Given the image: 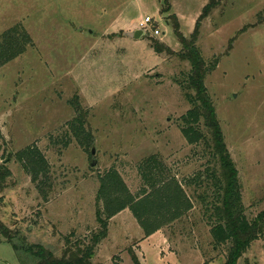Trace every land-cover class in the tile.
<instances>
[{
  "label": "rangeland",
  "instance_id": "obj_1",
  "mask_svg": "<svg viewBox=\"0 0 264 264\" xmlns=\"http://www.w3.org/2000/svg\"><path fill=\"white\" fill-rule=\"evenodd\" d=\"M147 16L161 33L134 38ZM198 20L196 45L216 66L205 83L239 171L243 207L250 219L264 210V0H0V36L21 26L30 38L26 51L0 68V163L11 173L0 218L19 230L15 242L61 255L66 238L91 239L101 229L98 176L115 165L136 193L139 165L155 155L183 183L193 208L151 237L123 210L108 219L95 263L135 264L134 256L141 264L225 263L226 246H215L206 211L215 188L194 189L197 178L210 180L214 158L181 126L191 104L180 80L191 64L177 55L184 46L173 23L190 37ZM153 38L174 53L157 52ZM87 134L94 142L83 146ZM30 145L51 164L47 199L18 157ZM27 258L0 243V264ZM238 264H264V226Z\"/></svg>",
  "mask_w": 264,
  "mask_h": 264
},
{
  "label": "trees",
  "instance_id": "obj_2",
  "mask_svg": "<svg viewBox=\"0 0 264 264\" xmlns=\"http://www.w3.org/2000/svg\"><path fill=\"white\" fill-rule=\"evenodd\" d=\"M169 7L168 5L163 12L169 10ZM208 8H205L203 16L209 11ZM199 22L198 20L196 29L190 37L180 31L177 21L173 23L175 34L184 46L177 55L191 64L189 73L187 75L184 73L180 80L185 89V97L191 104L187 114L181 117V126L191 143L204 141L214 158L215 168L209 169L210 180L207 181L200 176V181L199 178L196 179L198 182L193 180L196 183L194 189L197 192L198 187L202 185L206 189L214 186V201L206 203L207 215L213 223L211 234L215 246H226L227 257L224 264H238L253 242L263 234L264 210L250 219L243 207L239 171L230 154L214 100L205 83L209 72L216 66H209L201 49L196 45L199 37ZM29 40V35L23 32L21 26L12 27L4 32L0 36V68L23 54ZM151 40L157 52L166 50L171 54L174 53L158 39ZM73 134L78 135V131H73ZM85 139L87 140L82 142L83 146H89L94 142L92 134H87ZM69 141L63 139L67 146ZM18 157L26 171L30 173L40 195L47 199L55 181L51 164L45 154L39 147L30 145L19 151ZM138 170L140 183L136 193L131 191L115 165L98 176L96 215L101 229L94 232L89 240L73 241L72 236L66 238L61 255H57L42 244L25 247L24 241L15 242V238L20 234L19 230H13L1 218L0 243L11 244L19 256L22 252L26 253L27 259L31 260L27 264H96L94 261L96 247L107 235L108 219L116 214L129 208L143 228L145 236H150L193 208L194 204L190 197L188 198L183 183L167 175L169 169L159 157L152 155L143 159ZM10 174L8 165L0 163V198ZM198 197L203 201L208 200V196H203V193H199ZM103 213H106V218L103 217ZM133 261L135 264H141L136 256Z\"/></svg>",
  "mask_w": 264,
  "mask_h": 264
},
{
  "label": "built area",
  "instance_id": "obj_3",
  "mask_svg": "<svg viewBox=\"0 0 264 264\" xmlns=\"http://www.w3.org/2000/svg\"><path fill=\"white\" fill-rule=\"evenodd\" d=\"M139 29L143 31L144 34H151L153 36H158L161 30L153 25V18L150 16L145 17L139 23Z\"/></svg>",
  "mask_w": 264,
  "mask_h": 264
},
{
  "label": "water",
  "instance_id": "obj_4",
  "mask_svg": "<svg viewBox=\"0 0 264 264\" xmlns=\"http://www.w3.org/2000/svg\"><path fill=\"white\" fill-rule=\"evenodd\" d=\"M131 35H132L134 38L138 39V38H140V37L143 35V31H142V30H136V31H134L133 33H131ZM95 152H96V150H95V148H93V149H92V152H91L92 155H94ZM6 161H7V160H6ZM91 165H92V166L96 165V161H93Z\"/></svg>",
  "mask_w": 264,
  "mask_h": 264
},
{
  "label": "crops",
  "instance_id": "obj_5",
  "mask_svg": "<svg viewBox=\"0 0 264 264\" xmlns=\"http://www.w3.org/2000/svg\"><path fill=\"white\" fill-rule=\"evenodd\" d=\"M153 235H154V233L151 236H153ZM151 236H149V237H151Z\"/></svg>",
  "mask_w": 264,
  "mask_h": 264
}]
</instances>
